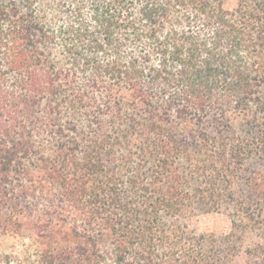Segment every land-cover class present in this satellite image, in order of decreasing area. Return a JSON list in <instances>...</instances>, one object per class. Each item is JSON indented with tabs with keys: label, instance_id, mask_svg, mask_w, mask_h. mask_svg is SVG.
<instances>
[{
	"label": "trees",
	"instance_id": "trees-1",
	"mask_svg": "<svg viewBox=\"0 0 264 264\" xmlns=\"http://www.w3.org/2000/svg\"><path fill=\"white\" fill-rule=\"evenodd\" d=\"M224 3L0 0V242L31 241L7 261L234 264L264 240V0ZM222 210L230 233L189 231Z\"/></svg>",
	"mask_w": 264,
	"mask_h": 264
},
{
	"label": "rangeland",
	"instance_id": "rangeland-1",
	"mask_svg": "<svg viewBox=\"0 0 264 264\" xmlns=\"http://www.w3.org/2000/svg\"><path fill=\"white\" fill-rule=\"evenodd\" d=\"M240 0H225L224 6L227 9L237 7ZM236 121L239 118L236 117ZM189 231L196 234H211L218 236L226 235L231 232L233 227V215L225 210L212 212H199L185 219ZM31 244V241L23 236H7L0 242V264H23L16 258L7 261L5 255H18L23 253L26 246ZM258 244H264L262 234L259 230L248 231L245 234L244 242L240 247V252L237 253L234 264H264L261 257L264 252H260L259 257L255 256L253 251ZM252 250V251H250Z\"/></svg>",
	"mask_w": 264,
	"mask_h": 264
}]
</instances>
